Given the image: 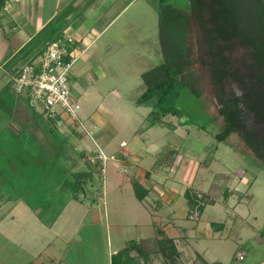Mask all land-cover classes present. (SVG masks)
Wrapping results in <instances>:
<instances>
[{
  "label": "crops",
  "instance_id": "0c3cea01",
  "mask_svg": "<svg viewBox=\"0 0 264 264\" xmlns=\"http://www.w3.org/2000/svg\"><path fill=\"white\" fill-rule=\"evenodd\" d=\"M135 1H5L0 11V264H70L65 259L75 245L92 248L96 245L95 230L98 233L109 228L107 212L96 203V198L88 200L86 192L92 188L88 187L84 177L91 178L92 170L99 172V168L93 169L89 159L97 150L103 151L101 147L115 157L110 159L115 164L110 172L107 166L102 174L101 187L97 189L98 200L108 196L110 180L121 184L130 181L127 168L133 169L131 185L137 182L145 189L143 200L135 195L136 199L142 210L159 218L163 228L154 224L155 236L162 230L175 240L180 253L179 264H212L206 258L210 244L225 239L226 223L211 222L207 228V225L186 219L190 208L185 193L180 195L184 186L158 171L173 162L178 150L173 145L163 147L164 159L159 157L163 151L158 148L149 152L156 159L150 166H143L144 159L126 140H121L115 147L118 132L104 116L105 109L100 112L101 116L96 112L80 117L77 122L83 128L80 133L77 123L47 120L29 106L25 96L18 95L11 87L13 76L25 63L11 66L10 62L56 17H60L65 25L63 34L75 39L71 51L79 58L118 23ZM21 63L24 64L19 66ZM71 83L73 89L72 76ZM94 130L99 131L97 135L90 132ZM86 133H92L94 138H88ZM190 162L196 165L197 161ZM200 166L197 163L196 170H200ZM122 167L123 174L120 175L118 169ZM195 190L210 196L202 188ZM178 210L182 214L181 221ZM163 213L165 217L162 218ZM3 216L5 219L1 221ZM177 222L179 226L175 225ZM204 241L205 248L201 246ZM107 243L109 246V237ZM241 256L237 252L234 259L244 261ZM215 263L224 264L221 261Z\"/></svg>",
  "mask_w": 264,
  "mask_h": 264
},
{
  "label": "rangeland",
  "instance_id": "374dc122",
  "mask_svg": "<svg viewBox=\"0 0 264 264\" xmlns=\"http://www.w3.org/2000/svg\"><path fill=\"white\" fill-rule=\"evenodd\" d=\"M168 3L179 8L185 6L182 0H169ZM161 5L160 0H136L107 34L77 58L71 76L74 79L73 93L81 96L80 117L100 114L105 109L104 116L118 132L114 139L115 147L121 140H126L144 159L143 166H150L156 159L149 152H154L155 148L163 151L167 144L173 145L178 149V156L174 154L173 162L166 169L158 171L184 186L180 190L181 196L190 186L188 190L206 202H217L206 206L201 221L199 211L191 209L186 219L194 224L207 225V228L211 222L227 224L225 239L210 244L207 260L212 264L215 261L224 264H264V163L256 158L237 134L225 142L215 138L223 130L224 124L206 72L200 65L195 67L203 77L204 100H198L188 92L177 99L176 106L183 117L169 119L175 125V130L160 125L150 128V109L138 104L145 90L142 74L163 61L159 41ZM192 39V50L197 56L194 34ZM77 127L83 133L81 124L77 123ZM90 132L97 135L99 131ZM92 133H86L88 138H94ZM101 149L107 157H111L107 149ZM159 157L164 159L165 152ZM192 160L197 161L196 165L190 164ZM89 163L93 169L99 168V172L92 170V185L91 178L84 177L88 187L92 188L91 191L87 189L86 195L89 201L96 198V203L107 212L109 228L98 233L95 230L96 245L93 248L84 244L75 245L65 261L70 264H112L116 250L133 240L140 245L142 241L143 245H149L157 237L154 224L163 227L159 218L150 211L142 210L136 199L135 189L130 182L133 169L127 168L130 170V181L121 184L110 180L108 196L100 201L97 189L102 183V162ZM113 163L110 160L106 163L109 172ZM197 163L201 165L200 170H196ZM118 171L122 175L123 167ZM70 180L73 182L74 176ZM193 188H202L210 196ZM177 214L181 221L180 210ZM1 219L4 221V216ZM103 223L106 226L105 216ZM175 225L179 226L180 223ZM205 243H201L203 248L206 247ZM237 252L242 254L244 261L234 259ZM153 262L161 264L163 258L154 257Z\"/></svg>",
  "mask_w": 264,
  "mask_h": 264
},
{
  "label": "trees",
  "instance_id": "16d2710c",
  "mask_svg": "<svg viewBox=\"0 0 264 264\" xmlns=\"http://www.w3.org/2000/svg\"><path fill=\"white\" fill-rule=\"evenodd\" d=\"M5 1L0 0V11ZM160 1L159 41L163 61L142 75L145 91L138 101L139 105L152 109L148 117L150 126L175 130L169 119L183 117L176 101L184 92L204 100L203 77L195 69L200 65L208 75L223 119V130L215 138L225 142L237 134L264 163V0H182L184 8L168 3L169 0ZM64 28L62 19L56 17L10 65L27 64L39 58L50 43L63 35ZM193 34L197 56L192 50ZM133 186L136 196L143 200L145 189L137 182ZM185 198L190 209L200 214L206 206L214 204L190 190ZM143 243L128 242L113 255L112 264H149L153 257L163 258L161 264H178L180 253L175 240L162 230L149 245Z\"/></svg>",
  "mask_w": 264,
  "mask_h": 264
},
{
  "label": "built area",
  "instance_id": "2783aa9c",
  "mask_svg": "<svg viewBox=\"0 0 264 264\" xmlns=\"http://www.w3.org/2000/svg\"><path fill=\"white\" fill-rule=\"evenodd\" d=\"M74 41L63 34L39 58L19 68L11 81L15 93L25 96L29 106L50 121L80 122L81 101L74 95L71 83V70L77 61L71 51ZM114 158L99 150L89 162L101 161L105 172L107 161Z\"/></svg>",
  "mask_w": 264,
  "mask_h": 264
},
{
  "label": "flooded vegetation",
  "instance_id": "af4514ba",
  "mask_svg": "<svg viewBox=\"0 0 264 264\" xmlns=\"http://www.w3.org/2000/svg\"><path fill=\"white\" fill-rule=\"evenodd\" d=\"M263 136H264V132H263ZM263 139H264V137H263Z\"/></svg>",
  "mask_w": 264,
  "mask_h": 264
}]
</instances>
